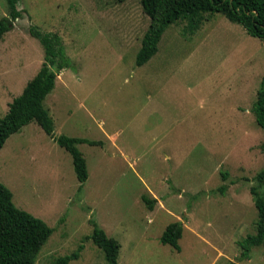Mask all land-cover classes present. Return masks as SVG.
<instances>
[{
  "label": "rangeland",
  "instance_id": "obj_1",
  "mask_svg": "<svg viewBox=\"0 0 264 264\" xmlns=\"http://www.w3.org/2000/svg\"><path fill=\"white\" fill-rule=\"evenodd\" d=\"M17 10L0 37V119L43 62L35 27L57 34L71 62L43 102L54 135L102 144L77 146L88 172L81 189L69 153L34 122L0 150L14 206L53 230L35 264L80 246L69 264H107L93 224L119 243L118 264H264V245L242 248L258 220L250 189L264 197L255 179L264 131L252 113L264 41L203 14L169 26L136 67L150 24L140 0H19ZM142 196L156 200L152 210ZM174 223L183 226L179 252L159 242Z\"/></svg>",
  "mask_w": 264,
  "mask_h": 264
},
{
  "label": "trees",
  "instance_id": "obj_2",
  "mask_svg": "<svg viewBox=\"0 0 264 264\" xmlns=\"http://www.w3.org/2000/svg\"><path fill=\"white\" fill-rule=\"evenodd\" d=\"M124 2L126 0H116ZM19 0H6L8 16L0 19V37L10 30L11 21L20 18L17 10ZM143 13L150 24L145 31L135 58V66L146 64L158 52V44L164 31L171 25L182 21L200 23L203 14L219 13L228 21L243 27L247 35L264 41V2L262 0H140ZM30 35L38 40L43 48V62L37 74L26 84L21 94L8 105V111L0 119V150L5 142L31 122L36 123L43 132L72 158V165L79 189L88 179L85 159L77 149L78 145L100 146L101 142L54 135V124L43 102L55 87L60 73L71 67L64 47L57 34L30 28ZM255 123L264 131V76L256 93L252 107ZM258 186L264 185V169L256 176ZM225 191L224 187L220 192ZM258 220L256 234L247 236L242 248L251 245H264V197L257 188L250 189ZM149 210L153 209L155 199L141 197ZM53 230L42 220L16 208L12 193L0 183V264H35L38 254L51 236ZM183 232L180 223L168 225L159 242L179 252L178 241ZM90 240L104 254L107 264H118L119 243L106 235L96 224ZM83 246L70 256L57 259L53 264H69L77 260Z\"/></svg>",
  "mask_w": 264,
  "mask_h": 264
}]
</instances>
